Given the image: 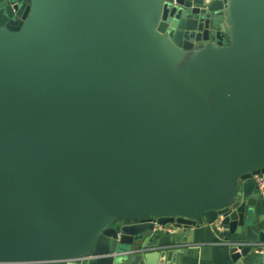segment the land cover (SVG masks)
<instances>
[{"label": "water", "instance_id": "water-1", "mask_svg": "<svg viewBox=\"0 0 264 264\" xmlns=\"http://www.w3.org/2000/svg\"><path fill=\"white\" fill-rule=\"evenodd\" d=\"M261 173L264 0H0V264H247Z\"/></svg>", "mask_w": 264, "mask_h": 264}, {"label": "crops", "instance_id": "crops-1", "mask_svg": "<svg viewBox=\"0 0 264 264\" xmlns=\"http://www.w3.org/2000/svg\"><path fill=\"white\" fill-rule=\"evenodd\" d=\"M239 237H241L239 234L231 235L229 229L219 220L211 224L205 223L200 229H196L195 233V240L200 245V251L196 255L195 252L183 255L182 264H234L230 254L231 246L227 242ZM177 247L178 245L160 246L152 250L151 254L158 264H175L179 252ZM257 248L244 258L247 264H254L255 261L256 264H261L264 260V245Z\"/></svg>", "mask_w": 264, "mask_h": 264}, {"label": "built area", "instance_id": "built-area-1", "mask_svg": "<svg viewBox=\"0 0 264 264\" xmlns=\"http://www.w3.org/2000/svg\"><path fill=\"white\" fill-rule=\"evenodd\" d=\"M254 179H255V182L257 183L258 187H259V191H260L261 195H264V173L255 175ZM156 227H157V229H159L160 231H162L164 233L165 232L166 233H173L176 231V228L171 223L166 224V225L156 223ZM258 250L261 251L260 248Z\"/></svg>", "mask_w": 264, "mask_h": 264}]
</instances>
